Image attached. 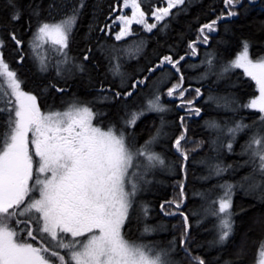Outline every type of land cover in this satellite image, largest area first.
<instances>
[{
  "label": "snow or ice",
  "instance_id": "6c2138e0",
  "mask_svg": "<svg viewBox=\"0 0 264 264\" xmlns=\"http://www.w3.org/2000/svg\"><path fill=\"white\" fill-rule=\"evenodd\" d=\"M190 4L161 0L159 6L151 5L149 22L142 0H115L101 22L98 0L87 30L79 34L87 0H0V264H245L249 241L255 245L252 264H264V213L249 223L243 217L256 205L234 202L240 193L264 207V41L242 36L235 56L225 59L219 46L228 42L221 36L199 64H181L188 56H198L199 45H209L221 23L226 34H233L232 18L254 7L255 0H223L226 11L199 24L196 39L188 40L183 55L178 46L169 45L166 54L135 73L124 70V62L144 54L149 39L132 25L144 33L156 29L167 35L172 21ZM130 36L138 38L125 40ZM254 43L261 47L255 58ZM8 56L17 64L25 58L32 62L41 80L35 91L23 88L25 79ZM201 66L204 70L196 77L201 86L185 87V68ZM236 69L258 93L246 101L232 91H214L221 82L227 89L238 87L239 81L232 79ZM210 77L214 79L209 83ZM205 83V101L232 115L223 122L206 119L207 140L188 147V118L202 112L196 100ZM73 85L83 87L84 96L69 95ZM138 93L142 100L130 107ZM165 95L175 102V111L183 113L174 139L170 128L176 121L167 119L174 110L163 101ZM241 109L258 115L245 123L236 116ZM148 113L159 122L148 125V135L140 142L144 129L137 132L135 125ZM245 132L237 152V138ZM169 140L175 160L167 155ZM205 143V155L193 158L191 153ZM227 155L242 159L225 162ZM190 160L204 169L194 178L207 186L193 188L191 195L201 203L186 213ZM177 165L180 178L173 181L174 195L159 202L163 217L178 218L171 225L173 235L148 239L167 233L169 227L163 219L148 222L155 205L143 196L165 183L161 175H177ZM242 168L248 171L238 179H224ZM237 217L245 225L239 240ZM197 231L211 236L199 240Z\"/></svg>",
  "mask_w": 264,
  "mask_h": 264
},
{
  "label": "trees",
  "instance_id": "16d2710c",
  "mask_svg": "<svg viewBox=\"0 0 264 264\" xmlns=\"http://www.w3.org/2000/svg\"><path fill=\"white\" fill-rule=\"evenodd\" d=\"M98 0H87L88 8L85 9V15L82 17L79 25H78V31L79 34H83L87 30V24L89 22V18L92 15V6L96 4ZM99 2L102 4L103 14H100L97 12V15L100 17V21L104 22V16L107 15V12L109 11V5L115 0H99ZM122 2V0H120ZM161 3V0H142V8L146 12V18L148 20H151V5L155 4L156 6H159ZM245 3H248V0H245ZM213 9V11H209V8ZM175 11V10H173ZM221 11H226L223 5V0H191V4L187 10L186 13H182L180 16H178L175 20L172 21L170 29L167 32V35L158 34L157 30L154 29L153 33H144L142 28L139 26H133L132 28L137 30L139 32L140 36L148 37L147 40V48L145 49V52L143 55L139 57L138 60H129L124 62V70L129 73L130 75L135 73L138 68L143 67L145 64L148 63L149 60L155 61L158 55L160 54H166L168 50L169 45L178 46L179 54L183 55L186 45L188 43L189 39H196V28L199 27V24L205 23L210 19L215 18V15L219 14ZM116 15V13L113 14V18ZM198 18V19H197ZM224 23L220 24V27L218 29V33L212 34V39L210 40L209 45H199V54L195 58H189L186 57L185 61H182L181 64H187L189 66L191 65H197L200 63V58L203 57L205 51L208 48H214L217 47V41L223 37L225 41L228 43L226 45L222 44L219 46L220 51L223 52L225 59L234 57L236 52L239 50V38L242 36L250 37L255 41H264V0H255V6L248 9L246 13L243 15L232 18V21L230 23V27L232 29L233 34H226L224 31ZM180 34H183V39L181 40ZM138 37H126L125 40H133L137 39ZM80 41V35L76 36V41L72 45L71 53L75 55L78 51V44ZM111 43L115 44H122L123 41H114L112 40ZM261 53V47L259 43H254L251 48V54L253 58H255L257 55ZM11 67L18 70V73L21 78L25 79V83L23 85V88L25 90H36V87L38 84L41 83L40 77L38 74L35 73V70L32 66V62L25 58L24 61L21 62V64H17L15 59L12 56L7 57ZM204 70L203 66L199 68H193V67H187L185 68V83L184 86L188 87L189 84H191L192 88L201 86L197 83L196 77L200 72ZM99 71L101 73L104 72L103 65H101ZM112 78L109 76V80ZM214 79V77L209 78V83L211 80ZM233 80H238V87L227 89L225 87V82H221L219 85L215 86L214 91L216 93H226L228 91H232L236 93V95L240 98L241 101H246L251 95H257L258 93L255 92V85L252 81H250L247 77L243 76V73L241 70L236 69L234 70V74L232 76ZM117 79V83H118ZM150 83V82H149ZM191 91V89H190ZM73 92H76L77 95L84 96V89L83 87L77 88L75 85H73V88L70 89L69 95H71ZM208 94V84L205 83L202 87V96L199 97L196 100L197 106L202 108V112L200 116L190 117L188 118V136L191 138L190 145L188 147H192L194 142L196 140H207L208 138V132L204 128V121L210 117H216L221 119V122H223L222 118L224 116H231V113L224 112L223 109H217L215 106L211 103H207L205 101V96ZM142 100V93H138L136 96L132 98V104L130 107H135V105ZM163 101L165 103H170L172 109L174 111L170 112L167 115V119L169 121L175 120V124H173L170 128V131L173 132L172 139L175 138L176 134H179V121L178 116L182 114V111L179 112L175 111L176 104L174 101H172L170 98H168L166 95L163 97ZM52 100L49 97L48 104H51ZM56 105L59 106V100L56 101ZM43 107H47V105H42ZM258 115V113H254L252 110H245L241 109L237 114V118L244 117L245 123L251 122L255 118V116ZM159 122L156 119V115L154 113H148L145 116H143L140 120L137 121V124L135 125L136 131L139 132L141 128L144 129L143 134L141 135L140 142H143V139H145L148 135L149 128L148 125L151 124L153 121ZM247 138V132L241 133L239 137L237 138V142L235 144V149L237 152L240 150V145L244 142V140ZM168 151L167 155L172 158L173 160L176 159L174 152L171 150V141L168 142ZM207 144L203 146L201 150H198L197 152L191 153V156L193 158H199L201 156H204L207 151ZM159 150V149H158ZM225 162L233 161V160H239L242 159V157L235 156V155H227L224 157ZM248 171V168H242L240 171L236 174V176H228L226 175L224 179H238L240 176L244 175L245 172ZM204 169L200 165H192L191 160L189 161V172H188V190L189 195L187 200L184 204V211L187 213L191 209L197 208L200 205V200L198 197H193L191 195V191L193 188H201L206 187L207 185L202 184L199 180L194 178L195 175L203 174ZM179 173H178V165H177V175L175 176H164L161 175L160 179L164 180L165 183L161 185L154 186V191L148 192L144 194L143 198L152 202L155 205V211L153 213L152 219H150L148 222L155 224L158 220L163 219L167 222L169 231L167 233H159L157 235H153L151 237H148V239H154V240H164V239H170L173 235V232L171 231V225L174 223H177V219H174L172 217H163L162 214L159 213V202L164 199H168L169 197L173 196V181L179 179ZM215 181H210L209 184L214 183ZM234 202L235 204H243L245 206L249 204H255L256 206L253 208H249L248 213L246 214L243 219L250 223L251 218L254 217L257 213H264V207H262L258 201H255L253 197L251 196H242L240 193H237V195L234 196ZM237 236L236 239L239 240V234L244 230L245 225L240 224V217H237ZM210 223V222H209ZM208 224H205L204 227H208ZM197 238L199 240H206L210 238L211 233H205V232H199L196 233ZM251 236H255V233H251ZM131 238V237H130ZM255 245L249 241L248 244V254L245 257V264H252V261L255 259V252H254ZM232 249V246H228V251L230 252ZM194 252L198 251L196 249L193 250ZM210 255H215V252L210 253ZM227 255V253H225ZM182 256V254H181Z\"/></svg>",
  "mask_w": 264,
  "mask_h": 264
},
{
  "label": "rangeland",
  "instance_id": "374dc122",
  "mask_svg": "<svg viewBox=\"0 0 264 264\" xmlns=\"http://www.w3.org/2000/svg\"><path fill=\"white\" fill-rule=\"evenodd\" d=\"M225 10H226V9H225ZM125 12L128 13V14H130V9H125ZM117 14H119V12H117L116 15H117ZM146 19H147V18H146ZM151 19H152V18H151ZM149 22H151V20H149ZM133 26H135V24L132 25V27H133ZM136 26H139V25H136ZM139 27H140V26H139ZM116 30H118V25H117ZM201 45H203V44H201ZM188 57H189V58H195V57H191V56H188ZM5 87H6V86H5ZM168 98H169V97H168ZM170 99H171V98H170ZM197 99H198V98H197ZM181 111H182V110H181ZM182 114H183V113H182ZM192 117H195V116H192ZM187 146H191V145L188 144Z\"/></svg>",
  "mask_w": 264,
  "mask_h": 264
}]
</instances>
